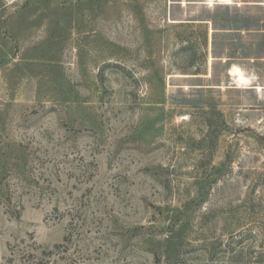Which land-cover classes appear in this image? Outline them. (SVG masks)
<instances>
[{
	"label": "rangeland",
	"instance_id": "obj_1",
	"mask_svg": "<svg viewBox=\"0 0 264 264\" xmlns=\"http://www.w3.org/2000/svg\"><path fill=\"white\" fill-rule=\"evenodd\" d=\"M208 1L0 0V264H264V0Z\"/></svg>",
	"mask_w": 264,
	"mask_h": 264
},
{
	"label": "trees",
	"instance_id": "obj_2",
	"mask_svg": "<svg viewBox=\"0 0 264 264\" xmlns=\"http://www.w3.org/2000/svg\"><path fill=\"white\" fill-rule=\"evenodd\" d=\"M202 38H203V50H204V52H206V50H207V42H208L207 29L205 31H203Z\"/></svg>",
	"mask_w": 264,
	"mask_h": 264
},
{
	"label": "water",
	"instance_id": "obj_3",
	"mask_svg": "<svg viewBox=\"0 0 264 264\" xmlns=\"http://www.w3.org/2000/svg\"><path fill=\"white\" fill-rule=\"evenodd\" d=\"M211 3H213V4H215V5H221V4H223V3L221 2V0H210V1H208V2L206 3V5H209V4H211Z\"/></svg>",
	"mask_w": 264,
	"mask_h": 264
}]
</instances>
